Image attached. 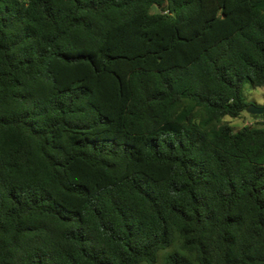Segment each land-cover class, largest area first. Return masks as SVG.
Masks as SVG:
<instances>
[{"label":"trees","instance_id":"16d2710c","mask_svg":"<svg viewBox=\"0 0 264 264\" xmlns=\"http://www.w3.org/2000/svg\"><path fill=\"white\" fill-rule=\"evenodd\" d=\"M244 83L264 0H0V264H264Z\"/></svg>","mask_w":264,"mask_h":264},{"label":"rangeland","instance_id":"374dc122","mask_svg":"<svg viewBox=\"0 0 264 264\" xmlns=\"http://www.w3.org/2000/svg\"><path fill=\"white\" fill-rule=\"evenodd\" d=\"M242 96L247 102L248 106L252 105L258 108H264V87L253 88L249 83H244L242 87ZM241 118L238 119H225L235 129L242 126L258 122V119L251 118L248 113L243 112ZM170 249L161 252L156 264H163V257Z\"/></svg>","mask_w":264,"mask_h":264},{"label":"water","instance_id":"95a60500","mask_svg":"<svg viewBox=\"0 0 264 264\" xmlns=\"http://www.w3.org/2000/svg\"><path fill=\"white\" fill-rule=\"evenodd\" d=\"M246 112L250 115H261L264 113V108H258L252 105L247 106Z\"/></svg>","mask_w":264,"mask_h":264}]
</instances>
